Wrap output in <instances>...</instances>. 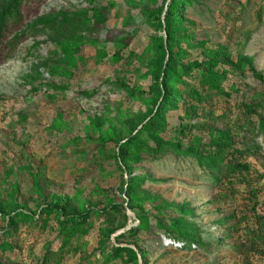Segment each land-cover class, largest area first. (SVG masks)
I'll use <instances>...</instances> for the list:
<instances>
[{
    "label": "rangeland",
    "instance_id": "374dc122",
    "mask_svg": "<svg viewBox=\"0 0 264 264\" xmlns=\"http://www.w3.org/2000/svg\"><path fill=\"white\" fill-rule=\"evenodd\" d=\"M179 1L0 0V264H264V0Z\"/></svg>",
    "mask_w": 264,
    "mask_h": 264
},
{
    "label": "trees",
    "instance_id": "16d2710c",
    "mask_svg": "<svg viewBox=\"0 0 264 264\" xmlns=\"http://www.w3.org/2000/svg\"><path fill=\"white\" fill-rule=\"evenodd\" d=\"M160 2H161V5L158 9H156L155 13L158 14L159 17H162L163 20L165 21L164 33L166 35V42L169 44V42H171V27H172L170 20L172 18H176L178 16L181 17V14L179 15V13H181L184 8H182V10L179 11L180 10L179 5L181 4L179 0H160ZM4 18L5 17L3 16L1 19H4ZM159 23H161V22L159 21ZM164 44L165 43H163V41L161 40L159 43V46L164 48V46L166 45V44L165 45ZM206 63H207V66L211 69L217 66L216 63L219 64L218 66H221V67L226 66L232 70L233 69H235V70L239 69L240 67L247 68L251 72L253 78L255 80L259 81L264 86V77L261 75H258L253 70V68L251 67V62L247 58L240 59L237 62H232V61H229L227 59L218 57L217 59L214 58L213 60H209ZM191 69H192L191 66L186 67V70L189 71L188 72L189 74L191 73V71H190ZM165 71H166V67L164 68V72ZM203 76L206 79L208 78L207 75H203ZM165 97H166V93L163 94V99H165ZM184 130H186V127L181 125V126L177 127L174 132L181 135V134H184ZM220 148H223V146L221 145ZM239 154L243 155V153H241V152ZM234 167L238 168L236 170H241V171H243V170L245 171L247 169V165H240L239 163H236V165ZM82 224L85 225L84 221L82 222ZM60 225L63 227V230H66L68 228L73 229L76 224H74L72 221H65L64 223L62 222Z\"/></svg>",
    "mask_w": 264,
    "mask_h": 264
}]
</instances>
